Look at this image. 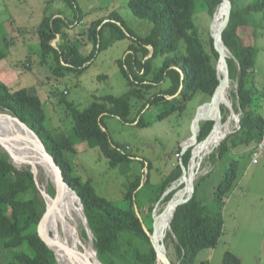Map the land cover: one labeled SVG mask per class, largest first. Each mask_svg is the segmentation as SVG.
Instances as JSON below:
<instances>
[{
    "label": "trees",
    "instance_id": "trees-1",
    "mask_svg": "<svg viewBox=\"0 0 264 264\" xmlns=\"http://www.w3.org/2000/svg\"><path fill=\"white\" fill-rule=\"evenodd\" d=\"M55 1L72 8L74 16L69 19L60 10L49 12ZM199 1L207 5L211 16L221 6V0H127L131 13L151 24L148 34L135 37L128 33L115 15L104 23L103 20H94L81 33L70 35L68 31L74 23L83 20L75 0H47L46 10L36 30L40 47L37 57L42 66H48L52 59L55 66L51 72L61 78L65 74L73 73L77 76L83 73L96 55L115 41L128 38L132 42L128 47V54L117 62L129 86L122 96L95 97L94 101L80 111L75 105L65 101V91L60 97L57 93L58 86H54L52 94L64 105L72 120L71 129L65 132L56 133L47 125L44 103L37 94L30 93L25 88L11 90L0 80V113L3 116H7L3 114L7 113L24 123L39 137L53 157L61 169L65 183L80 199L101 264H116L114 259L129 260L131 264H157L142 223L149 229L154 205L172 183L181 177V167L189 164L193 134L187 144H183V148L187 150L178 159L182 166L180 163L174 165L170 174L155 184L151 183L149 172L146 173L145 182L141 176L129 181L121 200L123 207L99 196L90 179L83 181L78 176L73 163L79 150L77 146L83 143L90 149L97 148L111 169L127 165L132 160L131 156L126 153V149L110 141L103 130L105 116L117 117L124 124L144 127L171 115L181 114L193 97L201 93L205 99L210 98L215 88L217 89L210 98L212 104L204 112V122L199 124V131L194 130L197 142L200 143L213 134L214 124L221 125L226 120L224 107L218 104L220 80L215 70L212 41L210 39L211 55L198 38L192 18ZM230 1L232 4V0ZM263 10L264 0H256L243 8L235 7L222 33L223 44L234 58L226 57V60L231 77L233 80L237 78L238 102L242 112L240 128L223 141L209 158L212 163L225 159L224 174L212 191L211 202L199 200L196 184L192 199L174 211L170 229L174 236L171 241L176 261L171 260L172 264H195L199 251L213 249L217 245L222 234V209L237 180L238 163L225 156L230 149L240 145L253 146L261 139L264 118L257 113L254 103L251 104L253 93L257 95L258 91L253 84L246 88V79L254 73L259 52V48L252 43L256 40V30L260 24L256 25L254 14ZM56 38L54 46L52 41ZM87 46V51L91 48L88 54L79 53ZM2 47L5 49V46ZM149 47L152 48V53L146 58L150 54ZM5 58L6 53L0 47V61ZM159 58H163L162 62L153 64ZM181 83L182 89L178 93ZM161 85L165 87L159 88ZM145 113L154 117L153 120L142 122L141 116ZM6 150L9 159L0 151V242L2 249L11 253L6 264H57L53 251L36 232L45 212V204L30 166L22 160L17 163L14 161V154L8 148ZM198 152L201 153L202 150ZM149 167L147 165L146 168ZM34 171L39 177V168ZM179 188H183V185L176 190ZM49 189L53 197V186ZM176 190L169 192L162 204L165 205ZM134 204L141 222L135 214ZM46 230L52 236L47 225ZM82 235L86 237L84 229ZM137 241L146 243L147 251L141 252L135 245ZM50 247L53 249L52 244ZM164 248L166 251L165 246ZM222 264H239V260L232 254L225 253Z\"/></svg>",
    "mask_w": 264,
    "mask_h": 264
},
{
    "label": "rangeland",
    "instance_id": "rangeland-1",
    "mask_svg": "<svg viewBox=\"0 0 264 264\" xmlns=\"http://www.w3.org/2000/svg\"><path fill=\"white\" fill-rule=\"evenodd\" d=\"M46 1L0 0V35L2 36L0 47L6 53V58L0 62V80L11 90L25 88L30 93L37 94L44 103L47 125L56 133H62L71 129L72 120L64 105L59 103V99L52 94L54 86H58L57 93L60 97L65 91L66 94L63 96L65 101L72 103L80 111L94 101L95 97L122 96L127 92L129 86L128 81L121 74L117 62L125 58L132 42L128 38L115 41L110 47L100 51L83 73L77 76L73 73L65 74L61 78L51 72L55 66L52 59L49 60L48 66H42L37 57L40 47L36 30L43 18V12L46 10ZM75 2L83 15V20L80 23H74L68 31L70 35L81 33L94 20L108 22L113 15L122 23L128 33L135 37L145 36L151 28L149 22L138 19L131 13L127 6V0H75ZM255 2L256 0H232L231 8L232 10L235 7L243 8ZM55 10H60V13L69 19L74 16V10L60 1H55L49 12ZM254 17L257 21H254L256 25L260 24L256 30V40L252 43L259 48V52L256 56L254 73L246 79V88L252 84L257 88L258 93L257 95L255 92L253 93L251 104L254 103L257 113L264 118V72L259 73L258 71V66L261 63L264 64V10L255 13ZM192 18L198 38L207 53L212 55L210 25L213 16L208 13L207 5L203 1H199L196 5ZM84 39L86 40V37ZM2 46H5V49ZM87 49L88 46L79 53L88 54L91 48L88 51ZM226 57L234 59L230 52H226ZM162 59H156L153 64H160ZM164 87L165 85H161L159 88ZM235 87L233 81L230 92L232 106L236 103ZM204 99L201 93L197 94L189 101L181 114L171 115L165 120L155 121L144 127L124 124L117 117L105 116L103 130L107 133L109 140L126 149V153L131 156L132 160L127 165L111 169L97 148L90 149L87 144L83 145L82 143L77 146L79 150L73 160L76 173L83 181L90 179L91 185L99 196L123 207L121 200L129 181L141 176L145 182L146 173L149 172V179L151 183L155 184L164 180L165 176L174 169V165L179 163L180 166L182 165L178 159L184 153L182 151L183 144H187L196 125L199 126L204 122V112L212 104L209 99L204 106L200 107L206 102ZM223 110L225 118L229 117V110L225 107ZM195 114L197 117L192 123ZM155 115L154 112L153 116ZM2 117L4 116L2 115ZM141 117L142 122L152 121L154 118L148 113ZM234 125L233 122L230 127L231 132H236V125L235 127ZM23 131L25 130L23 129ZM234 133L227 136L225 140ZM251 146L240 145L230 149L225 156L238 163L235 188L227 197L222 209V234L217 245L213 249L199 251L195 258V264H222L225 253L235 256L239 260V264H264V158L255 165L251 164ZM218 147L206 154L207 156L203 155L197 169L198 176L194 185H198L197 196L204 203L211 202L212 191L224 174L225 159L215 160V163L209 159ZM0 151L9 159L7 152L2 149ZM143 163L144 167H142ZM147 165L150 167L146 168ZM36 167L39 166L36 165ZM39 171V177L36 175L39 187L45 184L46 194L52 197V192L49 189L52 186L50 177L44 175L42 169L39 168ZM40 189L45 193L43 188ZM162 196L163 194L154 205L152 212L163 208ZM164 214L165 211L161 218ZM69 221L75 225L76 232L83 244L96 251L93 236L90 234L89 241L82 235L83 225L76 213ZM47 228L52 232L48 224ZM165 233L163 245L166 247L169 259L176 261V253L171 241L172 234L169 230ZM135 245L141 252L148 249V245L142 241H137ZM80 249L83 251L81 247ZM10 256L11 253L3 250L0 242V264H6ZM114 261L116 264H131L129 260L114 259Z\"/></svg>",
    "mask_w": 264,
    "mask_h": 264
},
{
    "label": "water",
    "instance_id": "water-1",
    "mask_svg": "<svg viewBox=\"0 0 264 264\" xmlns=\"http://www.w3.org/2000/svg\"><path fill=\"white\" fill-rule=\"evenodd\" d=\"M220 5H222L224 7L225 11H226L225 18H224V20L221 21L220 26H219V28L217 30V33H215V34L211 33V26H212V24L214 22L215 13L218 10V8H217L215 10L214 14H213V19H212V22H211V25H210V36H211L210 38H211L212 47H213V50H214L213 59L216 62L215 70H216L217 78H218L219 69L221 67H223V68L226 69V71L228 73V78H229L230 82L232 83L234 81V85H236V87H235L236 91H235V95H234L236 103L234 104V106H232V110H229V115L234 120V124L236 125L235 129L237 131L240 128V119H241V114H242V112H241V110L239 108V102H238L237 78H235V80H233V78L230 75V69H229L227 60H224V58H223L224 51H227L228 53H229V51L224 46L222 38H221L223 31L225 30V28L227 27V25H228V23L230 21V15L233 12V10L231 8V1L230 0H221ZM217 37H218V40H219V43H220V47L216 44V38ZM56 41H57V38L53 41V43L54 42L56 43ZM149 49H150V54L146 58L151 56L152 48L149 47ZM228 59H229V57H228ZM180 80H181V82L183 80V75L182 74H181ZM181 89H182V83H181V85L179 87L178 93L181 91ZM216 89L217 88H215V90L213 91L211 97L215 93ZM169 98L172 99L173 97H169ZM210 98H207L206 102H204L200 107L204 106ZM0 114H2V113H0ZM3 114H5L8 117L12 118V120L17 122V124L20 125L27 132V134H29L31 137H33L36 140L37 144L34 145V148L36 149V151L40 155L41 159L50 166V169H51V171L53 173V176H54V180H53V182H51V184L53 186L55 194H54L53 197H50L47 194H45L39 187L38 181L36 179L37 177L35 175V171H34V168H33L34 163L27 162V166H30V169H31L30 171H31V173L34 176V180H35L36 186H37V188L39 190V194L42 197V199L44 201V204H45V212H44L43 216L41 217L40 222H39V224L37 226V229H36L37 235L46 244V246L53 251L54 255H55V252L50 247V244H53L55 246H59V249L61 251H64L66 253V255L68 257H70L74 261V263H76V264H94L95 262H97L98 264H101V262L97 258L96 251H93L91 249L92 254H91V256L89 258H86V261H85L77 253H73V252L69 251L68 248L59 245V242H57L55 240V237L53 235L49 236V234H48V232L46 230V223H48V221H49V218H50L49 216H50L51 211L54 209V206L60 201V199H61V189H63L64 187H67L69 190H71V192L76 196V198L78 200V203H79V206H80L78 218L82 222L83 229H84V231L86 233L87 240H89V241H90L91 232H90L89 226L87 224V220H86V217L84 215L83 207H82V204L80 202L79 197L65 183V181L63 179V175H62L61 169L55 163L53 157L48 153V151L46 150V148L42 144V142L39 139V137L30 128H28L24 123H22L17 118H15V117L7 114V113H3ZM196 117H197V114H195L192 123L195 121ZM196 129H197V131H199V126L198 125H196ZM214 129H215V124L213 126V130H212L211 134L213 133ZM234 132L235 131H233V132H231V131L224 132V134L213 145H211L212 147L209 150V152L206 151L207 153H204L203 155H206V154L210 153L215 147H218L221 144V142L225 140V138L227 136H229L230 134H232ZM192 134H193V148H192V151H191V158H190L189 164L187 165V167H183L181 165L182 166L181 167L182 174H181V177L177 180L178 182L177 183H175V182L172 183L171 187L168 188L164 192V194L162 196L163 197L162 199H164V197L169 192L175 190L177 186L183 185V188L185 189V193H186L185 198L180 199L178 201H174L173 198L176 195V192H175L173 194L172 198L167 203H165V205L163 206V208L161 210H159V208L156 209V210H153V212L151 214L152 222H151V225H150L149 229H147L142 223L143 230H144V232H145V234H146V236H147V238L149 240L150 246H151V248H152V250H153V252L155 254V262H159L161 264H172V262L166 255V251H165L164 245L160 242V240H158L155 237L154 230L158 227V223L161 220V216H162L163 211L168 210V209H174V211H175L178 207H181L184 204H187L192 199V197L194 195V191H195L194 190L195 189L194 182H195V179L198 176L197 175V168H198L199 163H200L198 158L195 159V157L197 156L196 149H197V147H199V145L201 143L204 144V145L207 144L208 143L207 139L210 137L209 136L204 141L198 143L197 142V137H196L197 134H195V133H192ZM4 141H5V138L0 134V149L4 150V152H8L6 150V148L4 147V145H3ZM186 150L187 149L182 148L183 152H185ZM13 158H14V161H16L17 163L20 162V158L19 157H16V156L13 155ZM195 167H197V168L195 169ZM134 210H135V214H136L137 218H139V220L141 222V218H140V216L138 214L137 207H136L135 204H134ZM156 211H158V212H156ZM172 218H173V215L171 216V219L169 220V224L171 223ZM169 231L172 234V232L170 230V225H169ZM63 248H64V250H63ZM55 261H56L57 264H60L58 262L57 258H56V255H55Z\"/></svg>",
    "mask_w": 264,
    "mask_h": 264
},
{
    "label": "bare ground",
    "instance_id": "bare-ground-1",
    "mask_svg": "<svg viewBox=\"0 0 264 264\" xmlns=\"http://www.w3.org/2000/svg\"><path fill=\"white\" fill-rule=\"evenodd\" d=\"M225 14L226 11L221 5L215 13V19L211 26L213 34L217 33L221 21L225 18ZM216 44L220 47L218 37L216 38ZM226 52L227 51H224V60H226ZM218 78L220 80V94L218 104L224 106L227 110H232V102L230 99L231 82L228 78V73L225 68L221 67L219 69ZM233 122L234 120L229 115L223 124L220 126H215L213 134L207 139L208 143L205 145L201 143L199 147H197L196 157L198 158L199 162L202 160L203 153L209 152L212 147L211 145H213L224 134V132L231 131L230 127ZM0 134L5 138L3 145L6 148H8L16 157H19L24 163L27 164V161L34 163V170H36V165H38V168L43 170L44 175H48L50 177V181L53 182L54 176L50 166L41 159L40 155L34 148V145L37 144L36 140L27 134V132L23 131V128L18 125L17 122L12 120L10 117L5 118V116L2 117V115H0ZM200 149L202 150L201 153L198 152ZM196 168L197 167H195V169ZM45 187V184H43V186L41 185L40 188H43L46 194ZM185 195V189L181 188L176 191V195L174 196L173 200L178 201ZM79 209L80 206L76 196L71 192V190H69L67 187H64L61 189V199L51 211L49 221L46 223V225L48 224V226L51 228L53 233L51 231L50 232L59 242V245L68 248L69 251L73 253H77L83 258V260L86 261V258H89L92 254L91 248L90 246L83 244L79 238L78 232H76L75 225L71 224L69 221L73 218L75 213L77 216L79 215ZM159 210H161V208ZM173 213L174 209L165 210L163 218H161L158 223V227L154 230L155 237L160 240L162 244L163 239L165 238V232L169 230V220L171 219ZM80 247L83 249V251H81ZM53 249L60 264H76L70 257L66 255L64 251L59 249V246L53 245ZM156 263L161 264L159 262ZM94 264L98 263L95 262Z\"/></svg>",
    "mask_w": 264,
    "mask_h": 264
},
{
    "label": "built area",
    "instance_id": "built-area-1",
    "mask_svg": "<svg viewBox=\"0 0 264 264\" xmlns=\"http://www.w3.org/2000/svg\"><path fill=\"white\" fill-rule=\"evenodd\" d=\"M251 164H257L260 159L264 158V124L262 128V135L259 142L254 144L250 149Z\"/></svg>",
    "mask_w": 264,
    "mask_h": 264
},
{
    "label": "crops",
    "instance_id": "crops-1",
    "mask_svg": "<svg viewBox=\"0 0 264 264\" xmlns=\"http://www.w3.org/2000/svg\"><path fill=\"white\" fill-rule=\"evenodd\" d=\"M263 57H264V53H263ZM3 61V60H2ZM1 62V61H0ZM258 71H259V73H261V71L262 72H264V64H260L259 66H258Z\"/></svg>",
    "mask_w": 264,
    "mask_h": 264
},
{
    "label": "clouds",
    "instance_id": "clouds-1",
    "mask_svg": "<svg viewBox=\"0 0 264 264\" xmlns=\"http://www.w3.org/2000/svg\"><path fill=\"white\" fill-rule=\"evenodd\" d=\"M54 41V40H53ZM53 44V43H52ZM54 45V44H53ZM55 46V45H54ZM252 147V146H251ZM251 149V148H250ZM176 183V182H175ZM180 186H182V185H180ZM179 187V186H178ZM177 187V188H178ZM180 189V188H179ZM176 190V189H175ZM177 191V190H176ZM170 225V224H169ZM171 230V229H170ZM172 236H173V234H172ZM173 238H174V236H173Z\"/></svg>",
    "mask_w": 264,
    "mask_h": 264
}]
</instances>
